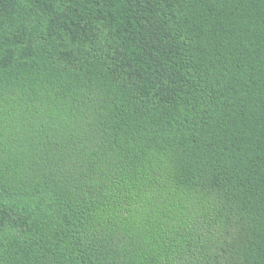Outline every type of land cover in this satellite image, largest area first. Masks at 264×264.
<instances>
[{"label": "trees", "instance_id": "1", "mask_svg": "<svg viewBox=\"0 0 264 264\" xmlns=\"http://www.w3.org/2000/svg\"><path fill=\"white\" fill-rule=\"evenodd\" d=\"M0 264H264V0H0Z\"/></svg>", "mask_w": 264, "mask_h": 264}]
</instances>
